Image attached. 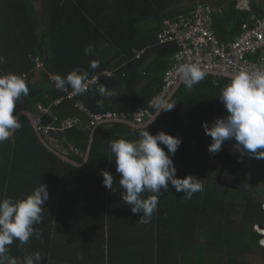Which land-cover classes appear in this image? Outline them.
<instances>
[{
    "label": "trees",
    "instance_id": "trees-1",
    "mask_svg": "<svg viewBox=\"0 0 264 264\" xmlns=\"http://www.w3.org/2000/svg\"><path fill=\"white\" fill-rule=\"evenodd\" d=\"M181 1L0 0V56L5 58L0 74H22L30 90L13 114L34 116L46 109L41 127L54 129L43 136L44 143L32 120L22 115L20 129L0 143V199L24 198L41 184L49 192L42 219L34 225L41 237L8 246L17 264L37 252V264H249L256 251L264 259V235L257 230L264 231V159L242 153L234 139L210 153L213 141L203 128L204 122L211 127L228 115L218 97L230 82L225 76L206 72L191 88L180 83L171 97L174 108L147 127L152 135L163 131L182 140L175 155L169 153L177 178L195 176L203 191L188 199L169 183L147 224L121 198L110 144L138 139V128L131 125L135 116L150 111L154 117L158 111L151 103L163 91L178 51L176 44L162 43L164 23L197 7L190 0L189 8H181ZM199 2L216 7L212 31L221 43L234 41L254 18H264V0H250L249 10H240L239 0ZM90 44L94 51L85 55ZM94 60L100 62L95 69ZM76 68L87 71L89 80L98 76V82L68 98L71 87L58 90L50 76L66 78ZM99 85L112 95L101 97ZM106 114L115 118L92 125V116ZM68 122L72 127L65 128ZM103 172L113 176L112 189L105 187Z\"/></svg>",
    "mask_w": 264,
    "mask_h": 264
},
{
    "label": "clouds",
    "instance_id": "clouds-1",
    "mask_svg": "<svg viewBox=\"0 0 264 264\" xmlns=\"http://www.w3.org/2000/svg\"><path fill=\"white\" fill-rule=\"evenodd\" d=\"M213 7L217 12L216 7ZM176 46L180 51V47L177 44ZM93 51L94 45L91 44L84 49L85 55L92 54ZM4 62L5 58L0 56V63ZM99 63L98 60L91 61L90 67L95 69L99 67ZM175 72L180 77V82L188 88L198 84L207 75L206 71L195 63L180 64L175 68ZM223 75L230 82L218 97L228 115L216 119L211 127L207 122L203 123L205 134L213 141L208 151L216 154L226 140L234 139L242 153L264 159V151H261L264 150V71L241 70L233 75ZM50 79L58 90H65L68 86L74 95L88 91L89 73L81 68L74 69L66 78L53 74ZM29 91L26 78L22 74H0V143L12 138L20 129L21 122L13 113L17 101L21 97L29 96ZM97 91L101 97L112 95L105 85H99ZM170 96L167 100L160 101L156 115L174 108L176 103H171ZM97 104L103 107V100L97 101ZM155 116L146 124L138 125V139L120 138L110 144V150L115 155L116 171L120 174L119 183L124 189L121 198L125 204L131 206L132 213H142L139 219L142 224L151 221L153 213L157 210L159 196L163 193L161 189L167 190L169 183L176 192H184V197L188 199L204 189L202 180L195 176L177 178V170L169 153L174 156L182 140L163 131L156 135L150 134L147 127ZM103 178L105 187L112 189L113 176L103 172ZM144 192L152 195L144 198L141 195ZM48 199L49 192L44 184L35 187L32 193L24 198L0 199V264H17L16 259L7 254L8 246L15 240L26 244L32 237H41L42 233L35 229L34 225L40 223L43 206ZM40 259V253L37 252L26 257L24 264H37Z\"/></svg>",
    "mask_w": 264,
    "mask_h": 264
},
{
    "label": "built area",
    "instance_id": "built-area-1",
    "mask_svg": "<svg viewBox=\"0 0 264 264\" xmlns=\"http://www.w3.org/2000/svg\"><path fill=\"white\" fill-rule=\"evenodd\" d=\"M197 7L189 16H181L176 22L166 21L167 29L160 35L162 43L177 44L180 51L172 58L171 68L166 73L165 85L159 97L151 106H159L160 101L169 97L179 86L180 77L175 68L184 63L199 64L207 73L224 76V73L233 75L241 70L264 71V18H254V24H245L241 33L234 41L221 43L214 31H212L213 17L216 12L209 3H201L195 0ZM140 58V56H138ZM252 58H258L254 61ZM39 67H41L39 65ZM111 75V72H105ZM98 82V76L88 81L91 86ZM74 94H68L72 98ZM59 103V101L57 102ZM81 109L83 107L80 105ZM49 111L41 108V112L34 115V122L43 136H48L52 128L41 127L43 116ZM92 125L97 126L101 122L115 118L112 114L92 116ZM150 111L140 112L134 118V123L142 125L145 119H152ZM72 123L65 124L70 128Z\"/></svg>",
    "mask_w": 264,
    "mask_h": 264
},
{
    "label": "rangeland",
    "instance_id": "rangeland-1",
    "mask_svg": "<svg viewBox=\"0 0 264 264\" xmlns=\"http://www.w3.org/2000/svg\"><path fill=\"white\" fill-rule=\"evenodd\" d=\"M214 1V0H210ZM180 7L182 8H189L190 7V0H182ZM257 230L264 235V231L262 229L257 228ZM261 247L264 248V240L260 242ZM249 264H264L263 255L260 251H256V253L250 257H248Z\"/></svg>",
    "mask_w": 264,
    "mask_h": 264
},
{
    "label": "water",
    "instance_id": "water-1",
    "mask_svg": "<svg viewBox=\"0 0 264 264\" xmlns=\"http://www.w3.org/2000/svg\"><path fill=\"white\" fill-rule=\"evenodd\" d=\"M174 94V93H173ZM172 94V95H173ZM172 95L170 96V98L172 97ZM161 114V113H160ZM159 114V115H160ZM22 115H27L31 120H32V122H33V124H34V126H35V128H36V130H37V126H36V124H35V122H34V118H33V115L31 114V113H28V112H21V113H19L18 114V120L20 119V117L22 116ZM159 115H156V117L154 118V120H153V122L152 123H150L148 126H150L151 124H153L154 123V121L158 118V116ZM131 125L132 126H135V127H137V128H139L140 126H138V125H135V124H133V123H131ZM39 135H40V137H41V140L44 142V143H46V140L44 139V137H43V135H41L40 133H39ZM14 136V135H13ZM12 136V137H13ZM64 160H66L65 159V157H62ZM70 162V161H69ZM74 164V163H73ZM259 229H263L262 227L261 228H259Z\"/></svg>",
    "mask_w": 264,
    "mask_h": 264
},
{
    "label": "crops",
    "instance_id": "crops-1",
    "mask_svg": "<svg viewBox=\"0 0 264 264\" xmlns=\"http://www.w3.org/2000/svg\"><path fill=\"white\" fill-rule=\"evenodd\" d=\"M240 10H249L250 9V0H239Z\"/></svg>",
    "mask_w": 264,
    "mask_h": 264
}]
</instances>
